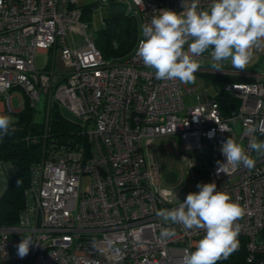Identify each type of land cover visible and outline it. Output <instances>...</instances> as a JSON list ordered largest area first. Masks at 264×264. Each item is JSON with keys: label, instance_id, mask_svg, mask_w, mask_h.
Instances as JSON below:
<instances>
[{"label": "built area", "instance_id": "built-area-1", "mask_svg": "<svg viewBox=\"0 0 264 264\" xmlns=\"http://www.w3.org/2000/svg\"><path fill=\"white\" fill-rule=\"evenodd\" d=\"M210 2L200 0V7ZM88 3L98 9L116 5L137 19L139 36L127 58L103 59L93 41L96 30L81 20ZM161 9L183 11L182 0H0L3 112L14 113L15 90L33 109L44 97L43 135L56 107L78 122L87 145L47 154L31 166L17 222L0 226V264H184L185 249L195 250L204 232L174 225L176 235L161 239L167 225L157 212L198 192V183L212 182L245 209L238 248L244 247L246 263L264 264V157L247 147L264 136L258 130L245 135L243 128L246 120L264 119V76L224 81L247 75L228 72L224 64L212 69L207 53L201 60L207 66L196 72L205 79L200 93L179 81L157 80L136 48L140 26ZM56 51L60 70L54 66ZM39 53L51 57L43 70L34 66ZM255 53L264 55V49ZM190 95L196 105H186ZM229 137L256 160L251 170L225 163L220 148ZM163 142L176 151L177 170L167 173L171 183L158 163ZM29 235L33 244L21 258L17 245Z\"/></svg>", "mask_w": 264, "mask_h": 264}, {"label": "clouds", "instance_id": "clouds-1", "mask_svg": "<svg viewBox=\"0 0 264 264\" xmlns=\"http://www.w3.org/2000/svg\"><path fill=\"white\" fill-rule=\"evenodd\" d=\"M182 8L180 12L161 9L140 26L136 55L144 66L154 69L157 80L194 83L205 53L214 70H220L224 62L244 70L253 61L255 50L264 49V0H211L206 9L200 7V0H182ZM12 123V117L0 115V137L9 133ZM243 128L245 135L258 130L264 136V119L258 124L246 120ZM247 147L264 157V140L252 139ZM220 151L228 165L249 170L255 166L256 160L232 137L223 142ZM196 187L199 191L187 194L176 207L157 212L167 225L161 228L160 238H173L174 225L202 230L203 238L195 250L185 249L184 264H217L237 250L238 221L245 209L228 193L218 191L214 182ZM32 244L31 236H24L17 245L18 256H27Z\"/></svg>", "mask_w": 264, "mask_h": 264}, {"label": "trees", "instance_id": "trees-1", "mask_svg": "<svg viewBox=\"0 0 264 264\" xmlns=\"http://www.w3.org/2000/svg\"><path fill=\"white\" fill-rule=\"evenodd\" d=\"M110 6L101 27L93 34L94 45L104 60H124L135 47L139 25L133 15L126 14L116 5ZM97 8L95 3L84 5L81 20L92 23ZM224 80L237 81L232 78ZM35 112L36 108H31L25 98L21 109L14 113L15 120L10 126L9 133L0 137V163H9L15 168L0 197V226H12L17 222L19 213L25 206V194L29 187L30 169L33 164L47 154L65 153L74 144L81 142L87 146L84 138L80 136L78 122L63 115L58 108H52L49 114L50 130L47 135H43L44 120L41 123L36 122ZM207 146L214 148L210 143L204 144V148ZM217 264H247L244 247L240 246L227 259H221Z\"/></svg>", "mask_w": 264, "mask_h": 264}, {"label": "rangeland", "instance_id": "rangeland-1", "mask_svg": "<svg viewBox=\"0 0 264 264\" xmlns=\"http://www.w3.org/2000/svg\"><path fill=\"white\" fill-rule=\"evenodd\" d=\"M111 6L101 7L97 8V13L94 15V19L92 21V27L97 30L101 27L103 19L107 16L109 13V9ZM74 40H82L83 37L81 35H74ZM51 62L50 55L39 53L34 59V66L37 70H43L46 68ZM54 66L57 70L62 69V64L60 63L59 53L56 51L54 56ZM205 79L203 77H195L194 83H188L185 84L186 89H192L196 88L197 92L200 93L202 90L201 82ZM216 83V82H214ZM11 109L13 112H17L21 109V107L24 104L25 96L20 90H15L11 93ZM197 100L195 95L187 96L186 98V105H196ZM44 110H45V100L44 97H41L40 101L38 102L36 106V112L34 113V119L36 122L41 123L44 120ZM66 117H69L65 113H62ZM8 116L12 117V120H15V114H8ZM71 118V117H69ZM48 134V133H47ZM158 163L161 167V170L163 172V176H167V173H174L177 170V157H176V151L172 144L163 142L160 144L158 148ZM15 172V168L13 165L9 163H0V197L4 193L6 186L8 184V181L10 177ZM85 184L83 185V188L85 189Z\"/></svg>", "mask_w": 264, "mask_h": 264}, {"label": "crops", "instance_id": "crops-1", "mask_svg": "<svg viewBox=\"0 0 264 264\" xmlns=\"http://www.w3.org/2000/svg\"><path fill=\"white\" fill-rule=\"evenodd\" d=\"M206 54L207 53H205V55ZM223 64H224V69L226 71H228V72H231V73H233L235 75L238 74V73H240V74L243 73V74H246L247 76H249V78L247 76L245 78L244 77L241 78V77L234 76L235 78H232V79H236L237 80L236 82H247V81H251V79H252L251 76H253L255 74H260L261 76H264V55H262V54L261 55H258L256 53H254L253 61L244 70H237V69L233 68L231 66L230 62H224ZM201 65L202 66H207V63L202 62ZM195 77L199 78L200 76L197 73H195ZM3 110H4V106H3L2 101L0 100V115H6L3 112Z\"/></svg>", "mask_w": 264, "mask_h": 264}, {"label": "water", "instance_id": "water-1", "mask_svg": "<svg viewBox=\"0 0 264 264\" xmlns=\"http://www.w3.org/2000/svg\"><path fill=\"white\" fill-rule=\"evenodd\" d=\"M219 103H220L221 108H222V109H225V106H226L225 101H224L223 99H220V100H219ZM173 180H174V179H173V177H172L171 175H167V176H166V181H167V182L171 183V182H173Z\"/></svg>", "mask_w": 264, "mask_h": 264}]
</instances>
